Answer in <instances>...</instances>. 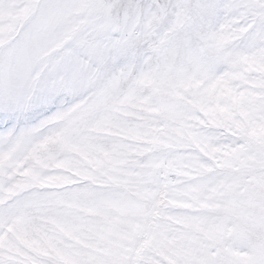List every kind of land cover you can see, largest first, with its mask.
I'll use <instances>...</instances> for the list:
<instances>
[{"label":"snow or ice","instance_id":"1","mask_svg":"<svg viewBox=\"0 0 264 264\" xmlns=\"http://www.w3.org/2000/svg\"><path fill=\"white\" fill-rule=\"evenodd\" d=\"M0 264H264V0H0Z\"/></svg>","mask_w":264,"mask_h":264}]
</instances>
